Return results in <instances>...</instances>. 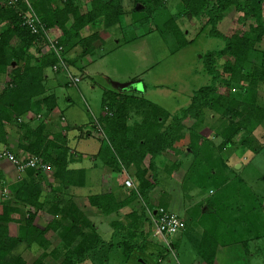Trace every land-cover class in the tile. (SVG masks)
Wrapping results in <instances>:
<instances>
[{"label":"trees","instance_id":"1","mask_svg":"<svg viewBox=\"0 0 264 264\" xmlns=\"http://www.w3.org/2000/svg\"><path fill=\"white\" fill-rule=\"evenodd\" d=\"M28 1L46 30L55 28L60 31L56 45L62 48L63 58L69 65L75 66L76 61L79 64L81 56L70 60L64 55L66 52L78 46L82 54H90L97 47L96 41L103 44L97 29L109 32L120 26V3L115 0ZM178 1L184 11L200 20L199 30L208 27L207 35L221 39L223 46L204 53L203 68L209 76V82L196 88L188 104L170 114L168 121L166 118L169 115L162 114L156 104L149 102L147 110L136 106L132 110L130 102L121 100L117 92L105 93L101 104L108 114L100 115L99 119H103L101 121L107 130L112 151L107 152L101 145L99 155L106 154L105 163L112 167L117 166V159L125 168L133 166L131 174L135 179L134 188L127 187V197L120 201L109 191L87 196L88 204L98 213L103 216L115 215L109 222V239L105 240L99 235L93 222L71 198H66L65 193L56 195L60 188L51 189L53 195L50 200L42 194L40 181L43 179L45 183L46 178L41 169L27 168L24 175L14 182H7L0 171V188L6 186L9 191V197L0 196V264H112V258H119L124 263L147 264L144 259L147 250L143 223H151L146 211L157 206L168 209L161 200L155 205L151 201V195L158 184L157 164L163 163L162 170H167L171 178L172 173L183 168L181 181L184 183L192 169L193 153L204 139L198 132L206 126L205 120L208 119L223 124L219 130L210 127L221 139L213 146L219 153L227 144H232L240 132L243 135L236 142L239 146L253 140L255 128L264 121V98L259 95L261 85L264 84V48H257V44L264 38L263 0ZM80 2L86 5V9L81 8ZM150 2L159 3V0ZM164 2L162 0L163 5ZM230 6L239 13L236 18L238 24L242 25L248 17L253 21L246 29L226 35L218 29V23L224 18V10ZM25 9L23 2L15 7L4 5V0H0V78L8 77L5 87L0 89V144L6 142V125L15 124L18 146L22 151L49 164L53 168L52 177L64 188L67 183H72L68 175L71 170L67 169L71 148L64 133L66 127L51 125L47 119H40L33 124L25 119L26 113L34 108L37 111L43 109L47 116L55 108L57 95L55 89L46 86V71H51L52 66L58 64V58L52 50L42 52L39 49L46 44L44 35L32 34L22 24L21 14ZM148 9L150 14L152 7L149 5ZM164 22L168 31L177 39V47L191 42L185 39L174 17ZM84 26L94 30L83 36L80 30ZM225 56L232 57V61L224 59ZM79 69L82 70V67ZM220 69L229 75L228 79L221 78ZM243 81L247 84L239 86ZM217 84L236 86L237 91L233 94L220 93L216 89ZM67 85L64 84L65 87ZM129 113L137 115L131 122ZM188 117L194 121L187 133L181 134V121ZM76 130L82 136L90 132L82 126L76 127ZM195 139H199L200 143ZM167 151L177 158L174 161L167 160L164 156ZM188 158L191 159L184 168L182 163ZM134 199L140 201L139 209H132L118 218L119 209ZM22 206H28L33 211H27L21 219L16 218ZM38 217L45 222L43 227L36 224ZM219 219L222 221V218ZM211 223L213 229L220 233L218 229L221 223ZM9 224L16 225L15 235L9 234ZM49 230L56 237L52 246L45 237ZM210 234H205L207 240ZM259 237L257 234L252 235L251 239L249 237L243 241L244 245L247 246L249 240ZM216 239L213 235L210 246L200 247L205 248L200 253L207 264L212 263ZM169 242L174 248V243ZM23 244L29 251L40 250L31 263H27L15 252ZM163 250L157 255L165 258L168 255L165 245ZM157 262L159 259L155 258V264Z\"/></svg>","mask_w":264,"mask_h":264},{"label":"rangeland","instance_id":"2","mask_svg":"<svg viewBox=\"0 0 264 264\" xmlns=\"http://www.w3.org/2000/svg\"><path fill=\"white\" fill-rule=\"evenodd\" d=\"M115 1L120 3V26L112 28L109 32L100 28L97 29L98 37L105 39L103 44L96 41L97 47L90 54H82L78 46L64 54L70 60L78 55L81 56L79 63L81 66L77 61L73 67L70 64L71 72L78 73L77 76L81 79L76 86L69 84L67 87L64 86L65 83H68V77L65 72H62L61 66L57 65V69L46 71V86L52 90L55 89L59 101H70V106L64 110L66 118L68 114L76 116L78 124H83L84 129L90 131L86 138L79 139L77 144L79 147L75 148L79 154L84 147L98 146L99 143L106 148L107 152L112 151L107 130L101 121L103 119H99L100 115L108 114V111L105 112L101 104L105 93L117 92L119 97L121 96V100L130 102L129 107L132 110L135 109V106L147 110L149 109V102L156 104L158 109H161L162 114L167 113L169 115L166 118L168 121L170 114L176 113L188 104L189 98L196 88L209 82V76L203 68L204 53L223 46L221 39L207 35L208 27L199 30L200 20L184 11L181 5H178V0H164V5L162 0H159V3H149L148 0L143 4L141 3L143 0ZM149 5L152 7L150 14L147 11ZM142 8L147 9L142 10ZM262 8L264 14V0L262 1ZM238 15L239 13L233 6L226 8L224 18L218 23V29L226 35H231L246 29L248 24L253 21L252 18L248 17L240 25L236 22ZM172 17H174L175 24L183 32L185 39L191 40L189 44L180 48L177 47V39L165 26L164 21ZM93 30L89 26H84L80 33L86 36ZM51 36L55 37L53 33ZM257 48L261 50L264 48V38L257 44ZM39 49L42 52L48 51L45 46H41ZM224 59L232 61L233 58L225 56ZM64 62L67 66L69 65L65 58ZM80 67L84 72L79 69ZM219 73L221 78L228 79L229 75L221 69ZM7 79L8 77L5 76L0 78V89L5 87ZM246 84L247 82L243 81L239 86ZM216 89L224 94H233L237 91L236 86L228 87L220 84L216 85ZM259 95L264 98V84L261 85ZM129 96L131 98L128 99ZM129 115L132 118L129 122L137 116L133 113H129ZM48 116L43 109L37 111L34 108L26 113L25 119L33 124L40 119H47ZM193 121L189 117L183 119L180 133H187V129ZM204 125L206 126L198 132L204 139L193 153L192 169H190V175L184 183L181 181L178 185L175 177L171 180V174L167 170H162L163 163L157 164L159 172L157 188L162 191L160 193L162 204H167L168 199L174 194L173 206L175 207L173 211L176 213L180 209V199L183 200L184 205H188L189 209L187 217L184 218L185 229L181 234L178 232L170 236L169 240L174 243V249L177 250L181 264H185L184 257L191 253L190 248L195 250L194 253L192 252L193 256L197 253L196 259L202 261L204 256L201 255L200 251L205 248L200 247L210 246V239L213 240V235L217 238L216 243H214L215 247L222 244L231 245L233 242L238 243L232 247H234V255L241 258L238 260L235 258L239 264H264V121L255 128L253 140L247 141V145L239 146V143H236L243 135L240 132L236 135L234 142L227 144L220 153L213 146H216L221 139L210 127L214 126L219 130L223 124L217 120L208 119L205 120ZM16 129L15 124L6 125V142L0 144V153L10 151L19 158L29 154L22 151L18 146L19 138L16 135ZM93 136L98 138L100 142H96ZM195 140L197 143L200 141L199 139ZM164 156L170 161L177 158L175 154L173 155L169 151L165 152ZM190 159L183 161L184 168ZM161 160L164 162L163 157ZM8 164L10 162L0 158V169L5 171L7 182H14L20 178V175L15 172L14 168L8 167ZM117 165H120L118 159ZM9 168L10 171L8 172ZM129 170L133 171L132 168ZM183 171L182 168L176 172L180 179L183 178ZM96 172V169L88 170L85 174L90 177ZM24 173H21V177ZM42 173L46 179H51L53 168L44 169ZM127 173L129 172L127 171ZM172 174L174 176L175 172ZM126 177H129L128 174H124V178ZM133 184L135 186V181ZM40 185L43 189V179L40 181ZM4 197H9L8 190ZM77 204L84 214L91 215L93 219V213H98L84 198L79 200ZM131 205V210H138L140 201L134 199ZM155 210L156 207L151 210V213H154ZM27 211L30 212L33 209L22 206L20 213L15 217L21 219ZM150 215L146 211L148 219H150ZM120 216L122 215L120 214ZM219 218H222V221ZM215 221L221 223L218 229L220 233L213 229V225L211 226V222ZM36 224L43 227L45 222L38 217ZM143 227H145L143 231L145 232L147 250L144 259L147 264H155L156 252L162 251L164 244L153 235L152 223L149 225L148 222H144ZM8 232L10 235H15L16 225L9 224ZM206 232L211 233L208 235L210 236L208 240L205 238V234H208ZM254 234L260 237L256 240H249V242H253L249 244L250 246L247 244L246 247L243 241L249 237L251 239ZM180 235L183 236L181 241H179ZM45 237L51 246L55 244V233L49 230ZM204 238L206 239L205 242ZM184 243L187 245L185 246ZM15 252L20 254L27 263H31L40 250L29 251L23 244L19 245ZM230 258H227L230 262L226 264L234 263L233 259ZM161 259L163 258L161 257ZM161 259L159 260L161 261ZM168 259H170L169 254L166 255L165 260L157 263L169 264ZM112 260V264H135L133 262L124 263L119 258H112ZM227 260L226 262H228Z\"/></svg>","mask_w":264,"mask_h":264},{"label":"crops","instance_id":"3","mask_svg":"<svg viewBox=\"0 0 264 264\" xmlns=\"http://www.w3.org/2000/svg\"><path fill=\"white\" fill-rule=\"evenodd\" d=\"M80 3H81L80 4L81 8L86 9V5L85 4L83 5L82 2H80ZM51 33H53V35L55 37H57L60 34V31L58 29L53 28V29H51ZM100 39L105 41V39L103 37H100ZM72 67H73V65H72ZM70 68H71V65H68L69 70H70ZM75 74L77 75L78 73H75ZM56 95H57L56 106L52 110V112L49 114L47 120H48V122H50L51 125L59 124L61 126L66 127V130L64 131V133L66 135L68 145L71 148V157L69 159V164L67 166V169L71 170L68 175H69V178L72 181V183H67V185L64 188H61L59 181L57 179L52 178V176H51V179H49V178L46 179V181L44 183V187L42 189L43 190L42 194L46 198L49 197V200H50V199H52V195H53V191L51 189L60 188V191H59V189H57L58 194H56V195L61 196L65 193L66 198H71V200L77 205L78 208H80V207L77 204V202L83 198L87 201V196L89 194L109 191V192H111L112 195H114L116 197V200H119V201L124 199L125 197H127V190L128 189H127V187H125L123 185V180L125 179L124 174H128V176L134 182L135 179L131 174L132 171L129 170L133 166L130 165V166L125 168L121 165H119V166L114 165L112 167V166H109L108 164H106L105 163V160L107 159L105 156L106 154L105 155H99V150L102 147L101 145H99L100 143L98 144V146L91 147L89 145L88 147H84V149L82 150V152L80 154L77 153L75 151V148L79 147L77 145L79 142V139L86 138L89 134H86L85 136L78 134L76 127H79V126L83 127V124H78L76 116L68 114V116L66 118V116L64 115V110L68 106H70V101H65V100L63 102L59 101V99H58L59 96H58L57 92H56ZM100 111H101V108H100ZM93 139L96 142H100L99 139L96 138L95 136H93ZM82 142L84 144V141H82ZM146 162H147V160H146ZM7 166L13 168V166L11 164H8ZM93 168L96 169L97 172L94 173V175L87 177L85 172L88 170L93 171L94 170ZM2 170L0 169V171L5 175V171L4 170L2 171ZM9 171H10V168L8 169V172ZM127 171L129 173H127ZM6 175H8V174L6 173ZM173 177L176 178V180H177L176 183H178V185H179L181 182V179L178 176V174L175 173L174 176L172 174L171 180L173 179ZM180 187L182 189V186H180ZM160 191L161 190L159 188H157V187L155 188V190L153 191V193L151 195L152 203L157 204L159 202V200H161V194H160L161 192ZM172 192H173V190H172ZM174 197H175V195L172 194L171 198L168 199V203L165 204L166 207H168V209L171 211H173L174 210L173 208L175 207V206H173L174 205L173 204L174 203ZM198 201H200V200H198ZM131 204H132V201L129 202L124 207L119 209L118 218H122V216H120V214L124 215V214L131 211V209H130L132 206ZM180 205H181L180 209L178 211L176 210L177 211L176 213L174 211L173 212L184 219L187 217V212L189 210L188 205H184L182 199H180ZM86 216L93 222V224L97 228L99 235L103 239L107 240L108 237H110V235H111V227L109 225V222H110V220L115 218V215L103 216L100 213H93L92 216H94V219H93V217H91V215H89V216L86 215ZM182 232H183V230L181 232H179V234H181ZM104 235H106L107 238ZM182 238H183V236L180 235L179 241H181ZM161 242L163 243L162 240H161ZM251 242H253V241H251ZM251 242H249L248 245L251 244ZM236 244H238V243H233L231 245L230 244H222L221 246H216V248L214 250L213 259H212L211 264L229 263L230 260L228 261L227 258H230V257H231L230 259H233V262H234L233 264H239L236 260L241 259V258L234 255V249H233L234 247H232V246H236ZM184 245L186 246L187 243H184ZM236 248L239 249V247H236ZM190 250H191V253H189L187 255V257H184L185 264H207V262L203 259H202V261L201 260L198 261L196 259L197 253H195L194 256L192 254V252L194 253L195 250L192 248H190ZM161 252L162 251L156 252L155 256L157 259L161 258L160 255H157ZM176 254H177V250H176ZM177 258H178V256H177ZM235 258H236V260H235ZM163 259L165 260V258H163ZM163 259H161V261L159 260V262H162ZM166 260H167V258H166ZM226 260L228 262H226ZM178 261H179V264H181L179 259H178Z\"/></svg>","mask_w":264,"mask_h":264},{"label":"built area","instance_id":"4","mask_svg":"<svg viewBox=\"0 0 264 264\" xmlns=\"http://www.w3.org/2000/svg\"><path fill=\"white\" fill-rule=\"evenodd\" d=\"M24 3L26 5V9L21 14L22 24L25 25L32 34H42L46 38V44L44 45L47 50H52L58 58V64H54L52 69H57V65L62 67V72H65L68 77L69 85L76 86L79 82V77L72 73L68 66L64 62V58L62 55V48L56 45V37L51 36V29L46 30L44 24L38 18L34 10L32 9L28 0H4V5L8 6H17L18 3ZM98 128L100 126L98 125ZM0 158H4L15 169V172L20 175L24 173L27 168H35V169H50L51 166L47 163L42 162L38 157L33 155H25L17 158V156L10 151H2L0 153ZM123 184L125 187L134 188V184L129 177H126L123 180ZM7 195V187L3 186L0 188V196ZM149 214L150 223L153 225L152 233L155 237H158L163 241L170 259H168L169 264H179L176 250L170 245L169 237L182 231L185 227L184 219L179 217L173 211L169 209H165L163 207L157 206L154 213L147 210Z\"/></svg>","mask_w":264,"mask_h":264}]
</instances>
